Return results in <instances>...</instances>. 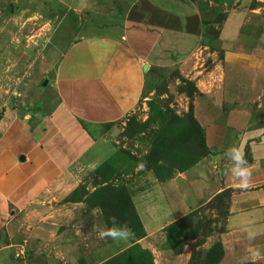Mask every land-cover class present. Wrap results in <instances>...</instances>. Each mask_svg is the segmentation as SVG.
<instances>
[{"label": "crops", "instance_id": "1", "mask_svg": "<svg viewBox=\"0 0 264 264\" xmlns=\"http://www.w3.org/2000/svg\"><path fill=\"white\" fill-rule=\"evenodd\" d=\"M53 1L74 13L95 2ZM253 1L228 10L210 39V23L192 0H133L118 24L62 51L29 106L0 112V264H16V254L20 264H77L94 254L64 233L85 211L67 200L117 152L124 122L153 112L163 70L192 83L190 113L207 153L166 179L153 171L133 176L129 192L144 231L138 244L155 264H191L198 237L175 253L168 231L228 194L224 231L205 249L221 246L217 264H264V25L256 24L264 8L251 9ZM10 34L0 27L2 65L25 47ZM7 83L0 81V94ZM234 147L251 172L247 187L236 175L246 165L226 155ZM256 250L261 256L253 260Z\"/></svg>", "mask_w": 264, "mask_h": 264}, {"label": "rangeland", "instance_id": "2", "mask_svg": "<svg viewBox=\"0 0 264 264\" xmlns=\"http://www.w3.org/2000/svg\"><path fill=\"white\" fill-rule=\"evenodd\" d=\"M131 1L95 0L91 9L74 13L53 0H0V27L15 31L9 37H18L25 45L19 51L11 50L4 65L0 64V81L8 80L7 92L0 94V112L29 106V95L42 85L62 51L83 37L118 24ZM192 1L205 13L211 26L207 37L214 39L226 12L240 0ZM257 1L261 0H254L251 9L264 8V2ZM260 18L256 24L263 26L264 10ZM178 77L175 71L163 70L156 74L153 87L159 97L153 112L139 110L124 122L117 152L98 171L85 176L84 184L67 200L84 204L85 211L77 227L64 233L74 241L78 238L77 250L84 251V246L89 245L90 249L85 251L96 256L83 254L77 264L100 261L102 264H155L151 253L138 244L144 233L132 205L129 182L144 171H153L158 178L166 179L176 171L189 168L207 153L202 132L190 113V99L195 89L192 83ZM228 214L229 196L221 195L208 207L173 226L168 231L166 244L179 253L188 238L197 236V242L192 244L191 264H217L221 259L219 245L213 243L211 249H205V245L224 231ZM124 226L130 229V235L123 242L99 237L101 231ZM76 231L80 232L78 237ZM99 254L106 257L99 259ZM16 258V264H20L17 254Z\"/></svg>", "mask_w": 264, "mask_h": 264}, {"label": "clouds", "instance_id": "3", "mask_svg": "<svg viewBox=\"0 0 264 264\" xmlns=\"http://www.w3.org/2000/svg\"><path fill=\"white\" fill-rule=\"evenodd\" d=\"M226 155H229L232 160L236 161L237 163H243L246 166L244 168L238 169L236 171V175L241 176L243 179L241 180L242 186L247 187L248 186V179L251 175L250 169L247 166V161L245 160L243 153L238 148H232L228 151ZM115 222V219L113 218V223ZM130 235V229L127 228V226H124L123 228H112V229H106L104 231H101L99 233V237L101 239L106 238H112L113 240H122L127 239ZM254 234L250 233L249 238H252ZM261 256V252L259 250H256L252 253L253 260H256Z\"/></svg>", "mask_w": 264, "mask_h": 264}, {"label": "trees", "instance_id": "4", "mask_svg": "<svg viewBox=\"0 0 264 264\" xmlns=\"http://www.w3.org/2000/svg\"><path fill=\"white\" fill-rule=\"evenodd\" d=\"M133 205V204H132ZM136 212V211H135ZM136 215H137V213H136ZM138 217V216H137ZM138 219H139V217H138ZM139 222H140V220H139ZM140 224H141V222H140ZM178 224V223H177ZM141 226H142V224H141ZM175 226V225H174ZM172 228V227H171ZM170 228V229H171ZM142 229H143V227H142ZM143 233H144V231H143ZM219 245V244H218ZM219 247H220V249H221V246L219 245ZM221 256H222V249H221Z\"/></svg>", "mask_w": 264, "mask_h": 264}, {"label": "water", "instance_id": "5", "mask_svg": "<svg viewBox=\"0 0 264 264\" xmlns=\"http://www.w3.org/2000/svg\"><path fill=\"white\" fill-rule=\"evenodd\" d=\"M47 83H48V82H47V81H45V82H44V84H43V86H44V87H46V86H47Z\"/></svg>", "mask_w": 264, "mask_h": 264}]
</instances>
